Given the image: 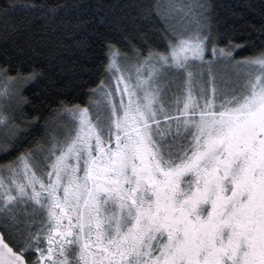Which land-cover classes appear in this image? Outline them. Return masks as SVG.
<instances>
[{"label":"snow or ice","instance_id":"6c2138e0","mask_svg":"<svg viewBox=\"0 0 264 264\" xmlns=\"http://www.w3.org/2000/svg\"><path fill=\"white\" fill-rule=\"evenodd\" d=\"M80 6L5 0L0 38L20 30L16 12H39L86 48L71 28L87 20L51 24ZM132 7L159 27L97 32L104 57L86 98L56 99L23 148L40 118L16 112L47 74L3 52L0 96L15 106L0 103V264H264V24L237 43L209 0Z\"/></svg>","mask_w":264,"mask_h":264},{"label":"trees","instance_id":"16d2710c","mask_svg":"<svg viewBox=\"0 0 264 264\" xmlns=\"http://www.w3.org/2000/svg\"><path fill=\"white\" fill-rule=\"evenodd\" d=\"M22 3L56 5L64 4L66 0H21ZM69 3H79L81 6L72 9L67 14L61 13L52 25H59L61 19H71L72 25L78 14L81 19L88 21L84 28H71L75 32V38L87 37L89 46L77 48L73 45L63 28L53 32L46 29L43 20H34L39 12L30 13L27 17L23 12H16L13 22L18 25L19 31L10 36L5 42L0 38V64L4 62L3 52L6 50L13 60H27L31 57L32 62L44 68L46 77L38 82L28 85L24 94L31 103L23 106L22 112L17 111L19 119L33 121L39 117L38 122L30 125L29 135L26 137L21 148L26 147L34 138L44 134V118L48 114V108L58 98L81 102L86 97L84 93L100 75V65L104 57L101 38L97 32L112 39L119 38L118 28L126 30L130 37L137 36V29L158 28L159 21L153 17L152 23H147L137 17V9L132 5L147 3L148 0H67ZM214 5V14L218 19L226 21L242 34L237 43H243L247 34L256 36V29L264 24V0H209ZM5 0H0V4ZM115 6V7H113ZM104 17V23L100 24V17ZM30 28L28 27L29 23ZM257 44L259 40L256 41ZM67 45H73L68 47ZM17 48H23L24 52L17 53ZM35 49L37 54H33ZM250 55V50H239L237 59ZM50 80H54L52 84ZM15 106V101L12 104ZM16 153H13L14 156ZM12 158L11 156L7 157ZM5 157L0 155V162Z\"/></svg>","mask_w":264,"mask_h":264},{"label":"rangeland","instance_id":"374dc122","mask_svg":"<svg viewBox=\"0 0 264 264\" xmlns=\"http://www.w3.org/2000/svg\"><path fill=\"white\" fill-rule=\"evenodd\" d=\"M3 88V84L2 83H0V89H2ZM14 99H11V100H9V99H5L3 96H0V103H2V104H13L14 103Z\"/></svg>","mask_w":264,"mask_h":264}]
</instances>
